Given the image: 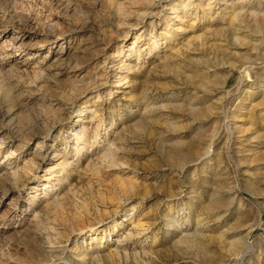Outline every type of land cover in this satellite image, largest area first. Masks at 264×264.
Returning <instances> with one entry per match:
<instances>
[{
  "label": "rangeland",
  "instance_id": "obj_1",
  "mask_svg": "<svg viewBox=\"0 0 264 264\" xmlns=\"http://www.w3.org/2000/svg\"><path fill=\"white\" fill-rule=\"evenodd\" d=\"M242 254L264 264V0H0V264Z\"/></svg>",
  "mask_w": 264,
  "mask_h": 264
},
{
  "label": "bare ground",
  "instance_id": "obj_2",
  "mask_svg": "<svg viewBox=\"0 0 264 264\" xmlns=\"http://www.w3.org/2000/svg\"><path fill=\"white\" fill-rule=\"evenodd\" d=\"M180 30V29H179ZM168 33V32H167ZM12 44H13V46H15V42H12ZM244 76H248L249 77V73H248V71L247 70H245L244 71ZM240 121H243V119H237L236 121H235V123L233 124L234 125V129H239V128H241L242 127V124H238V122H240ZM233 133V132H232ZM109 149H111V148H109ZM112 151V150H111ZM39 156L41 155V154H38ZM34 163H35V161H34ZM133 221V220H132ZM143 220H141L140 218L139 219H137V221H135L134 223H133V226H132V228L134 229L135 228V230H133L132 229V231H130L129 230V232H128V237H131L133 234H141V233H145L144 231L148 228H146L145 227V225H144V222H142ZM91 229H90V231L88 232V236H90V241H89V243L91 244V243H93V242H95V240H97L98 239V234H99V231H98V229H95V228H92V227H90ZM101 238V240L100 241H98V242H96L95 244H93L94 245V251H96V252H98L99 253V251L101 250V248H102V243H104L105 241L106 242H109V240H112V238H110V237H108L107 239H106V237H104V235L102 236V237H100ZM129 239V238H128ZM49 241V240H48ZM53 241V240H52ZM52 241H50L49 243H51L52 244ZM100 243V245H98ZM53 245V244H52ZM111 249H110V252H112L113 254L114 253H117V255H118V253H120L119 251H121L120 250V247H121V245H118V244H115L114 245V247L112 248V244H111ZM124 247V246H123ZM250 245L247 247V250H249L250 249ZM50 248V247H49ZM51 249V248H50ZM93 252V251H92ZM127 252V251H126ZM98 253H96V254H98ZM95 254V255H96ZM243 254H245V252L243 253ZM242 254V256L238 259V262H239V264H241L242 263V261H243V257H244V255ZM93 255V254H92ZM98 255H100V254H98ZM97 255V256H98ZM116 255V254H115ZM125 255H127V253L125 254ZM82 258V257H81Z\"/></svg>",
  "mask_w": 264,
  "mask_h": 264
}]
</instances>
